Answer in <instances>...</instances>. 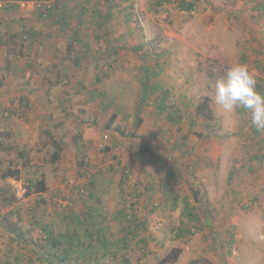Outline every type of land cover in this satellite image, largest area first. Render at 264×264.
I'll use <instances>...</instances> for the list:
<instances>
[{"label": "rangeland", "instance_id": "rangeland-1", "mask_svg": "<svg viewBox=\"0 0 264 264\" xmlns=\"http://www.w3.org/2000/svg\"><path fill=\"white\" fill-rule=\"evenodd\" d=\"M82 1L0 0V174L19 167V180L30 186L48 166L55 177L61 166L46 158V152L55 150L50 142L54 135H68L65 151H71V166L78 171L85 167L89 174L118 165L120 151L138 164V183L129 170L120 177L126 199H119L123 220L106 218L107 249L104 256L94 255L92 264H188L195 259L264 264V131L251 124L247 110L227 112L214 102L215 81L237 62L248 67L256 89L264 92V0H89L81 17L86 25L92 22L93 6L110 13L104 33L90 34L92 24L84 26L89 39L102 42L72 44L76 34L69 23L58 35L66 43L58 50V67L48 53L46 65L38 63V69L48 66L53 72L46 73L43 86H35L37 74L23 64L34 63L35 57L29 58L18 42H25L32 23L41 24L40 31L55 32L54 20L41 15L47 14V6L61 12ZM17 2L27 6L3 7ZM183 2L195 8L182 10ZM77 12L72 11L75 18ZM6 23L11 25L8 35ZM16 31L24 34L20 41ZM77 56L81 59L74 66L65 62ZM24 68L28 72L20 76ZM95 75H102L101 81ZM86 91L92 93L84 95ZM204 100L209 118L197 112ZM111 113L117 123L109 122ZM77 126L95 130L97 142L84 146ZM141 143L149 155L137 154ZM19 152L34 155L32 161L24 164ZM41 152L44 158H37ZM81 160L92 162V169L79 166ZM12 180H0L5 196L0 204V264L12 263L19 254L25 264H43L39 243L19 245L7 238L5 230L23 221V202L34 195L11 199ZM11 205L18 208L11 211ZM176 251V261L170 262Z\"/></svg>", "mask_w": 264, "mask_h": 264}, {"label": "crops", "instance_id": "crops-1", "mask_svg": "<svg viewBox=\"0 0 264 264\" xmlns=\"http://www.w3.org/2000/svg\"><path fill=\"white\" fill-rule=\"evenodd\" d=\"M73 8L75 9V7H69L68 10H72ZM90 12L92 14L91 15L92 22L90 24H92L93 27L87 29V31H89L90 34L91 33L97 34L99 31H103L104 33L105 31H107L110 20L108 19V15L110 13H108L107 10L100 9L99 7L96 6H93ZM9 13L10 12H6L7 15ZM97 13L99 14L98 17H96ZM71 16H70L71 17L70 28L72 29V31L77 32L76 35L79 36V40H81L82 46L83 45L84 47L85 45L93 46L95 40L99 41L97 38H95V40L94 38L89 39L90 38L88 37L89 33L86 31L85 27H88L90 24L86 25V20L85 21L82 20V22H80L78 19H76V22L71 23L72 22L71 20L73 19L74 16L72 12H71ZM45 23H46V27H50L51 25L50 22L45 21ZM35 26L36 24L32 23L30 29H32L33 32L37 34V38H38L37 42L25 41L23 43L22 41L19 40V37L20 38L23 37L24 34L23 36L18 35L20 34L18 33L19 31H16L17 36L15 35L16 36L15 38L16 40L20 41L18 42L17 47L22 48V46H25V50H27L26 52L27 56L31 59L35 57L34 59H32L33 61L35 60L34 63L28 64L27 62H23V64L24 67L32 68L31 70H33L34 74H37L35 75L36 78L33 81L35 86H39V85L43 86V83L45 82L44 77L48 73H52L53 71L48 66H44L39 70L38 66L40 65L38 63L45 64L47 61L48 53H49L48 54L49 57L52 56L50 59L52 60L53 58L52 61L55 64L54 66H56L59 63L60 59L58 57V50L61 47H64L66 43L63 40V38L61 39L58 38V35H60L61 37L62 34L61 31H64V26H58V24L55 22L56 27L54 28L55 29L54 33L52 32L48 33L46 29L45 31H40L41 24L39 27L37 26L35 27ZM6 28H7L6 33L8 35L11 28L10 23H6ZM58 30L60 31V33L58 32ZM9 38L10 37L8 36V39ZM100 42L102 41H99L98 43ZM41 53H43V56L41 55ZM30 55H33V57ZM43 60L45 61L42 62ZM65 62L66 63L69 62L70 66H74L73 64H75L74 61L70 59L67 60L65 59ZM84 67L86 68L89 67L88 63H86ZM57 70L59 71V73H62L59 68L56 69L55 71ZM21 71L22 73L20 76H23L24 74H26V72H28L26 68L21 69ZM34 84L33 87H35ZM45 90L46 89H44V92ZM85 93L90 95L92 92L86 91L84 92V95ZM106 94H108V98H109L110 94L107 92ZM109 102H111L110 99ZM109 108L111 109V106H109ZM92 114L94 113L92 112ZM98 116H100V113ZM109 116H110L109 118H111L113 116L112 113ZM113 121L114 123H117L116 117L114 118ZM76 128L80 132L83 141L82 143H84V146L86 147H89L91 143L94 142V140L95 142H97V140L99 139V134L96 133L95 130L89 128V126L87 127L77 126ZM4 133L5 135L9 136L8 129H5ZM66 140L67 141L70 140L68 135H64L59 138V141L63 146L62 147L63 149L60 154V159L57 162H55L58 163L59 166H61L59 170L56 172V176L53 177L51 172H49L48 170V166H45L46 171H43L42 177L44 178L45 186L47 189L45 192V195L47 197L46 201H41L40 197H37L39 194L33 193L34 195L29 196V198L26 199L25 202H23V213H24L23 221H21V223H16L17 225H13L14 226L13 228H9V227L7 229L5 228L6 229L5 231L7 233V238L10 241H13L19 245L22 244L21 242H19L20 240L24 241V244L26 246H33L34 243H39V246H43V248H41V251L47 252V251H52L49 249V247H51L52 245L47 247V245L45 244L46 243L45 239H48L46 233H48L49 236L55 237L56 242H53L55 244L53 248L56 247L57 249H63L68 247L74 252L72 256L73 259L72 261H75L76 259L81 260L80 258L84 257L82 255L83 254L82 251L84 249H86L87 251L90 250L91 253L93 250L96 249L95 251L96 255L104 256L105 253L102 252H104V250L106 251V248L105 249L102 248L104 247L102 243L108 244L106 237L109 236V231H110L108 230L109 227L104 226V222L105 220L112 218V220L115 221L116 223H120V222L122 223L121 220H123V216H124V212L122 210L120 211V207L124 202L121 203L120 205L119 199L120 197L122 201L126 199H124L125 196H123L122 193V190L124 189V185L120 177L124 175L125 172L130 171V174H132L134 181L138 183V164L134 162L131 163L130 161H128L126 158H124V154L120 153L119 151L118 152V154L120 155L119 158L123 160L118 161L117 162L118 165H110V166L106 165L107 167L104 169L105 171H103V173L89 174L86 172L85 167L82 169V171H78L77 169H75V167L71 166L74 163V159L68 157L71 154L70 153L71 151L67 150L68 154L65 151L66 150L65 148L69 149ZM106 150L112 152L111 154H114L110 148ZM46 155H47L46 158L50 160V155L48 154V152H46ZM33 156H30L26 153L25 158H27L28 161L27 163L32 161ZM41 156H43L44 158L45 154L42 153L41 155H38L37 158H40ZM74 156L75 155L73 153V158ZM42 159L40 161H43ZM34 162L38 163L35 160ZM91 164L92 162L90 163V161L86 160L85 166H87L88 169H92V167H90ZM18 168L19 167H17V169ZM6 180L10 181L11 179H6ZM142 180L144 179H141L140 181ZM2 185L3 182L0 184V187H2ZM57 197H68L69 200H71L72 202L71 209L66 210L58 207L56 202L54 201ZM176 204H177L176 200L172 201L171 203V206H173L172 208H175ZM116 205H119V207L117 208ZM164 206H168L167 202L164 204ZM12 207L13 206L11 205L10 206L11 211L13 209L18 208L15 206L13 208ZM158 218L160 219V221H163L161 215ZM16 221H18V219H16ZM143 222L145 223V221ZM20 225H23L21 230L17 229V227H19ZM32 227L33 228L36 227L38 231L35 230V232H32L33 231L31 229ZM9 230L13 232L11 233ZM180 230L181 229H179V231ZM100 232L103 234V239L100 242H98L97 236L98 233ZM122 232L123 233L121 235L124 237L126 232L125 231ZM28 235L30 236L28 237V239H26L27 238L26 236ZM96 242L99 244L95 245ZM142 245H143V241H142ZM142 249L145 250L144 245ZM99 253L102 254L99 255ZM86 261H84V263H86Z\"/></svg>", "mask_w": 264, "mask_h": 264}, {"label": "trees", "instance_id": "trees-1", "mask_svg": "<svg viewBox=\"0 0 264 264\" xmlns=\"http://www.w3.org/2000/svg\"><path fill=\"white\" fill-rule=\"evenodd\" d=\"M105 1H107V0H105ZM88 3H89V0H83L81 4H79V3H78V5L76 4L75 5V9L78 8V12H77L78 15L76 14V18H75V16H73V18L78 19L80 22H82L81 17H82L83 14L84 15L86 14V7H87V4ZM194 8H195V6H194V4L192 2H188V3H184L183 2L180 5V9H182L184 11H192ZM47 9L48 10H47V14L46 15L45 14H41L43 19H53L54 22H56L58 24V26H64L66 29L68 28L69 23H70L69 20L72 17L71 16V12L73 10H75L74 8L72 10L64 9V10H61V12H60V10H58L57 7H56V10L52 6H49V8H47ZM7 10H11V9H6V11ZM98 16H99V14L97 13L96 14V17H98ZM70 30H72V29L70 28ZM75 34H76V32H75ZM76 38H74V41H71L72 44H75L76 41L79 40V37L77 35H76ZM24 40L25 41L37 42L38 41L37 34L34 33L32 29L29 28L27 30L25 36H24ZM72 44L69 43V46H68L69 49L71 48L70 46H72ZM85 46H87V45H85ZM80 59H81V56H77L73 61H74L75 64H77V63H79L78 61ZM99 76L100 75H97L96 76V80L101 81L102 75L100 77ZM257 91L262 96H264V92H262V90L260 88H257ZM206 102H207V100H204V103H202L201 105H199V107L197 108V112L200 115L203 114L204 116H207L209 118L210 117V115H209V111L210 110L207 107ZM163 108H164L163 105L160 106V107H158V109L161 112L165 110ZM114 118H115V116L113 115L110 118L109 122H113ZM106 127L107 128H105V130L110 127L109 123L106 124ZM48 130H49V132H51L49 128H48ZM115 133L118 134L119 136H121V135L122 136H126V135L122 134L121 131H118L116 129H115ZM129 136L131 137L132 134H129ZM59 137L60 136L57 137V136L54 135V137L53 136L51 137L52 139L50 141L51 144H52V146H53V148L55 149L54 152L50 155V160L53 163L57 162L60 159V154H61L62 149H63L62 148L63 146L61 145V143L59 141ZM136 152L140 156H146V155H149L151 153V151L148 150L147 147H145V145L142 144V143L138 146ZM18 155H19L20 160H22L24 162V164L28 162L27 161V158H25L26 153L19 152ZM255 158H258V157H255ZM80 165L81 166H85V164L83 163V160H81L79 162V166ZM19 175H20L19 169H17V168H9V169L3 171L0 174V178L3 179V180H6V179L19 180ZM27 188H28L27 195H30L31 192L32 193H35V194H42V193H45L46 190H47L46 189V186H45L44 178L42 176H41L40 179H37L34 182H32L30 184V186L28 185ZM40 199H41V201H44L42 198H40ZM143 225H144V222L143 223H139V226L140 227H143ZM40 230H42V229H40ZM9 231L11 233L13 232L11 230H9ZM179 232H180V235L181 234L182 235L184 234V233H182L181 230ZM46 235L48 236L47 237L48 239H45V241H46L45 244L47 245V247H49V246L52 245L51 247H49V249L52 250V251H47V252L41 251L39 253L40 254V259L42 260L43 264H53L54 262H56L57 264H68V262H70V261L73 260L72 259V256H73V253L74 252L71 249H69L68 247L67 248H63V249H57L56 247L53 248V246L55 245L53 242H56L55 241V237L49 236L48 233H46ZM102 239H103V234L100 232V233H98L97 241L100 242ZM140 241H143V245L146 246V243H145L144 240L141 239ZM19 242H21L22 244H24V241H22V240H20ZM102 244L104 246L102 248L103 249H105V248L107 249V247H106L107 243H102ZM40 248H43V246H40ZM95 251H96V249L93 250L92 253H91L90 250L87 251L86 249H84L82 251L83 252L82 255L84 256L83 258H85V257H87V258H85V259L80 258V259L82 261H86L87 260L86 261L87 264H92L91 262H93L94 261L93 259L96 258V257H93L94 255H96ZM178 253H179V251H176L175 252V254L173 255V258H171V261L170 262H173L174 263L176 261V259L178 257ZM92 254H93V256H92ZM14 258H15L14 259L15 261L13 260L12 263L9 262L8 264H25L24 263V258H25L24 255H21V254L15 255ZM123 261H127V260H123ZM188 264H210V262H205V261L202 262L201 259L200 260L195 259V260L190 261Z\"/></svg>", "mask_w": 264, "mask_h": 264}, {"label": "clouds", "instance_id": "clouds-1", "mask_svg": "<svg viewBox=\"0 0 264 264\" xmlns=\"http://www.w3.org/2000/svg\"><path fill=\"white\" fill-rule=\"evenodd\" d=\"M257 81L246 65L233 63L215 81L214 102L227 112L244 109L251 124L264 131V96L256 89Z\"/></svg>", "mask_w": 264, "mask_h": 264}, {"label": "built area", "instance_id": "built-area-1", "mask_svg": "<svg viewBox=\"0 0 264 264\" xmlns=\"http://www.w3.org/2000/svg\"><path fill=\"white\" fill-rule=\"evenodd\" d=\"M20 7V8H24L26 5V3L24 2H17L15 3V5H13L12 3L7 4L6 7L4 9H11L12 7ZM2 8V7H1ZM46 8H49V6H47ZM28 193V188H27V184L22 183L20 180H12L11 182V199L15 200V201H21L24 200L27 196ZM40 198H42L44 201H46L47 197L45 195V193L39 194ZM3 198L5 199L4 195L0 194V204L3 203L1 202L3 200ZM55 202L57 204L58 207L62 208V209H66L69 210L72 207V202L71 200H69L68 197H57L55 199ZM6 206H8V203L5 204Z\"/></svg>", "mask_w": 264, "mask_h": 264}]
</instances>
